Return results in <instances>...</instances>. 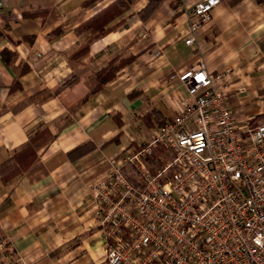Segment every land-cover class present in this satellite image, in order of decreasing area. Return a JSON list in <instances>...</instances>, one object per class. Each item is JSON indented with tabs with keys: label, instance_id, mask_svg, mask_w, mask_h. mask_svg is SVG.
I'll use <instances>...</instances> for the list:
<instances>
[{
	"label": "crops",
	"instance_id": "obj_1",
	"mask_svg": "<svg viewBox=\"0 0 264 264\" xmlns=\"http://www.w3.org/2000/svg\"><path fill=\"white\" fill-rule=\"evenodd\" d=\"M118 1L0 0V264H105L92 185L176 114L173 72L231 70L232 107L264 119V0H222L191 46L199 0H164L147 21L148 0L111 18Z\"/></svg>",
	"mask_w": 264,
	"mask_h": 264
},
{
	"label": "built area",
	"instance_id": "obj_2",
	"mask_svg": "<svg viewBox=\"0 0 264 264\" xmlns=\"http://www.w3.org/2000/svg\"><path fill=\"white\" fill-rule=\"evenodd\" d=\"M221 3L190 8L187 45ZM231 73L204 62L173 72L186 91L176 114L136 150L103 159L92 219L105 264H264V123L232 107Z\"/></svg>",
	"mask_w": 264,
	"mask_h": 264
},
{
	"label": "trees",
	"instance_id": "obj_3",
	"mask_svg": "<svg viewBox=\"0 0 264 264\" xmlns=\"http://www.w3.org/2000/svg\"><path fill=\"white\" fill-rule=\"evenodd\" d=\"M96 0H88V4L95 2ZM164 0H148V4L147 6L143 9V11L140 13L142 20L147 21L154 13L155 11L159 8L160 4L163 2ZM123 2L121 0H119L118 2H116L113 6H118L120 8V10L118 9V11L115 10V8H110L109 12L111 15V18L117 17L120 15L121 10L125 11V6L121 7V4ZM130 61H126L125 63H129ZM121 68V65H109L106 69L100 71L99 73H97V77L95 78V81L97 82V86L98 89H100L101 87H103L104 85H106L108 82H110L111 80L116 78V74L118 72V70ZM72 86V82L70 81H65L59 88L58 92L68 88ZM161 123H164V121H161ZM264 123V119L262 118V116H259L255 119H253L252 121V127H256L260 124Z\"/></svg>",
	"mask_w": 264,
	"mask_h": 264
},
{
	"label": "rangeland",
	"instance_id": "obj_4",
	"mask_svg": "<svg viewBox=\"0 0 264 264\" xmlns=\"http://www.w3.org/2000/svg\"><path fill=\"white\" fill-rule=\"evenodd\" d=\"M189 11H190V10H189ZM212 15H213V14H212ZM212 17H213V16H212ZM188 22H189V21H188ZM188 29H189V27H188ZM203 29H204V28H203ZM201 30H202V29H201ZM201 30H200V31H201ZM200 31L198 32L197 35H199ZM176 112H177V111H176ZM163 155H164L165 157H167L166 153H164V152H163Z\"/></svg>",
	"mask_w": 264,
	"mask_h": 264
}]
</instances>
